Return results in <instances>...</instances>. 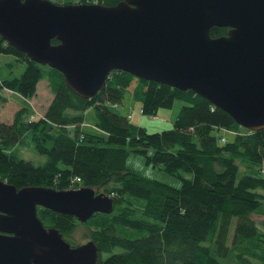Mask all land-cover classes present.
<instances>
[{
    "label": "trees",
    "instance_id": "16d2710c",
    "mask_svg": "<svg viewBox=\"0 0 264 264\" xmlns=\"http://www.w3.org/2000/svg\"><path fill=\"white\" fill-rule=\"evenodd\" d=\"M227 30L214 25L210 31L218 36ZM1 52L25 67L19 75L0 77V107L9 97L5 90L28 98L41 79L52 98L41 114L25 103L10 121L0 118V177L18 188L88 185L113 197L110 212L96 211L86 221L39 205L45 225L59 228L72 245L81 243L70 237L77 225H87L88 238L98 246L95 264H264V228L254 217L264 212V127L248 129L190 88L122 69H113L94 95L83 97L58 68L30 58L0 35ZM136 79L135 88L143 83L142 113L156 115L175 98L184 101L171 127L148 131L131 120L130 111L115 109ZM89 107L97 117L92 130L82 127ZM127 145L171 173L183 169L192 176L179 174L180 186L146 176L126 164ZM21 146H33L46 161L35 164L21 156Z\"/></svg>",
    "mask_w": 264,
    "mask_h": 264
},
{
    "label": "water",
    "instance_id": "95a60500",
    "mask_svg": "<svg viewBox=\"0 0 264 264\" xmlns=\"http://www.w3.org/2000/svg\"><path fill=\"white\" fill-rule=\"evenodd\" d=\"M214 25L228 30L213 36ZM0 35L58 68L83 97L122 69L190 88L248 129L264 127V0H0ZM39 205L86 221L110 212L113 197L88 185L18 188L0 177V264H95L94 239L72 245L44 224Z\"/></svg>",
    "mask_w": 264,
    "mask_h": 264
},
{
    "label": "rangeland",
    "instance_id": "374dc122",
    "mask_svg": "<svg viewBox=\"0 0 264 264\" xmlns=\"http://www.w3.org/2000/svg\"><path fill=\"white\" fill-rule=\"evenodd\" d=\"M55 1H67V0H55ZM75 1V0H72ZM25 67V62L17 60L13 54L10 53H0V77H7L11 75H19ZM137 78V77H136ZM135 82H138L136 79ZM143 83H140L136 88L134 83L128 86L125 89L124 97L121 102L118 103V106H115V109L120 112L132 111L131 120L144 125L148 131H157L164 128L171 127L177 116V113L184 103V101L177 97L175 98L172 106L170 107H159L156 115L146 114L140 112V102L143 97L142 92ZM135 88V94L133 90ZM37 92L31 97H23L22 95L13 92L11 90H5V93L9 96L8 100L5 101L0 107V118L3 120H9L16 108H19L21 105L27 103L29 104L34 113L39 114L45 111L46 105H48L51 97L52 91L50 90L46 79H41L37 84ZM139 115H141L139 117ZM96 115L94 107H89L85 111V120L82 124L83 129L92 130L96 121ZM228 131L220 130V133L225 134ZM227 136V134H225ZM129 148V146L127 145ZM20 155L32 160L35 164L43 163L47 159V155L37 151L33 146H21ZM126 164L134 168L136 171L152 177L157 178L162 181H166L172 185L180 186L182 183V176L190 177L192 176L191 171H186L183 169L179 170L178 173H171L167 171L163 163H153L151 160L147 159L146 153L128 149L126 156ZM244 166H241V171ZM239 171V175L242 173ZM103 190L102 187L99 188ZM254 217L264 228V212L254 214ZM89 233V228L87 225L78 224L76 229L72 232L70 237L76 242H82L87 240Z\"/></svg>",
    "mask_w": 264,
    "mask_h": 264
},
{
    "label": "crops",
    "instance_id": "0c3cea01",
    "mask_svg": "<svg viewBox=\"0 0 264 264\" xmlns=\"http://www.w3.org/2000/svg\"><path fill=\"white\" fill-rule=\"evenodd\" d=\"M46 82H47V81H46ZM133 83L135 84L136 82L133 81L132 84H133ZM37 91H38V90H37ZM51 98H52V97H51ZM46 106H47V105H46ZM16 109H17V108H16ZM39 114H41V113H39ZM140 116H141V115H139V117H140ZM12 117H13V116H12ZM12 117H11L8 121H10V120L12 119ZM131 118H132V117H131ZM6 120H7V119H6Z\"/></svg>",
    "mask_w": 264,
    "mask_h": 264
},
{
    "label": "built area",
    "instance_id": "2783aa9c",
    "mask_svg": "<svg viewBox=\"0 0 264 264\" xmlns=\"http://www.w3.org/2000/svg\"><path fill=\"white\" fill-rule=\"evenodd\" d=\"M132 111H133V110L130 111L129 116L132 115ZM79 178H80V177L77 176V179H79Z\"/></svg>",
    "mask_w": 264,
    "mask_h": 264
}]
</instances>
